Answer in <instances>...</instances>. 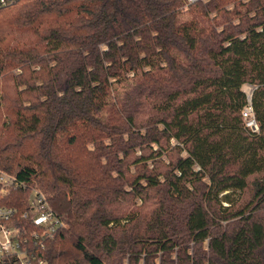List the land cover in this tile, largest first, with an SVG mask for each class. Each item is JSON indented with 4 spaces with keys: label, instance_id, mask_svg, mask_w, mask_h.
<instances>
[{
    "label": "trees",
    "instance_id": "trees-1",
    "mask_svg": "<svg viewBox=\"0 0 264 264\" xmlns=\"http://www.w3.org/2000/svg\"><path fill=\"white\" fill-rule=\"evenodd\" d=\"M0 170L45 264H264V0L1 9Z\"/></svg>",
    "mask_w": 264,
    "mask_h": 264
},
{
    "label": "built area",
    "instance_id": "built-area-1",
    "mask_svg": "<svg viewBox=\"0 0 264 264\" xmlns=\"http://www.w3.org/2000/svg\"><path fill=\"white\" fill-rule=\"evenodd\" d=\"M20 0H0V10L17 4ZM196 1V0H190ZM245 90L249 105L243 111L246 126L258 132L251 104L253 86ZM22 184L17 179L0 170V199L6 198L12 189ZM34 227L33 230L31 228ZM64 227L63 220L51 209L43 193L34 190L28 210L20 212L15 207L0 205V264L14 258V264H45L37 255V248Z\"/></svg>",
    "mask_w": 264,
    "mask_h": 264
},
{
    "label": "rangeland",
    "instance_id": "rangeland-1",
    "mask_svg": "<svg viewBox=\"0 0 264 264\" xmlns=\"http://www.w3.org/2000/svg\"><path fill=\"white\" fill-rule=\"evenodd\" d=\"M10 84L11 83H8V84L5 85L6 92H7V95H8L7 101H9L10 99H12V97H13V89H12V86ZM244 90H246V91L249 90V87L248 86H245ZM10 102H11V100H10ZM234 197L237 198L238 196L235 195Z\"/></svg>",
    "mask_w": 264,
    "mask_h": 264
}]
</instances>
